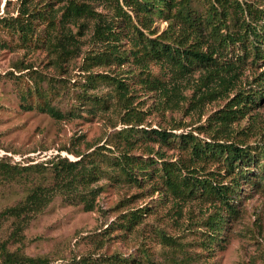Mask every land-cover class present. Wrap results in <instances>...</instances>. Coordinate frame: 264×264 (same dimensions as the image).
<instances>
[{
    "label": "rangeland",
    "instance_id": "374dc122",
    "mask_svg": "<svg viewBox=\"0 0 264 264\" xmlns=\"http://www.w3.org/2000/svg\"><path fill=\"white\" fill-rule=\"evenodd\" d=\"M80 1L96 15L62 19L61 6L66 2L62 0L48 16L35 19L31 12L42 11L44 0H0V157L22 166L56 154L76 160L80 156L75 152L86 154L103 146L96 157L101 172L91 183L101 190L90 211H84L77 199L66 198L65 192L56 194L41 212L29 215L14 235L13 218H2L0 247L45 257L49 264H114V256L127 261L122 264H264V174L258 175L261 168L257 167L264 158L246 166L244 171L252 179L240 181L235 211L227 213L219 207L224 221L214 232L209 221L219 201L200 191L186 200L163 195L158 165L146 161L148 157L158 163L176 161L184 168L182 174L187 167L199 178L227 184L231 175L222 160L192 159L190 149L176 136L186 133L206 142L232 141L260 158L264 97L230 123L222 121L223 112L218 110L239 90L257 88L264 60L253 51L245 54L240 42L231 43L222 50L221 59L237 63L229 71L207 75L208 68L192 65L182 74L170 60L144 56L143 44L131 32L117 41L113 28L110 38L102 39L96 33L97 19L108 24L115 18L114 10L105 0ZM245 1L264 8V0ZM23 2L29 10L24 15L19 13ZM198 8L206 9L202 0ZM167 27L168 21L155 19L150 37ZM186 29L181 34L176 26L181 39L192 33V28ZM192 36L185 40L188 44L194 42ZM212 41L207 37L202 49ZM115 44L130 54L123 64L115 58L119 54ZM258 45L264 54V43ZM219 75L233 83H220ZM119 79L127 88L119 87ZM43 106L53 107L60 117L40 109ZM129 128L176 134L167 141L141 131L132 137L135 142L129 153L156 171L151 180L140 184L129 179L115 159L120 158L123 144L118 132ZM47 181H52L50 174ZM23 190L13 181H0V211L22 199ZM145 207L147 213L129 223L128 212Z\"/></svg>",
    "mask_w": 264,
    "mask_h": 264
},
{
    "label": "trees",
    "instance_id": "16d2710c",
    "mask_svg": "<svg viewBox=\"0 0 264 264\" xmlns=\"http://www.w3.org/2000/svg\"><path fill=\"white\" fill-rule=\"evenodd\" d=\"M44 9L34 10L31 12L35 19L40 15L48 16L52 7L62 0H44ZM111 9L115 12V18L110 19L108 24H102L101 18L96 22V33L102 39H109L113 28L116 29V39L121 40L123 34L133 33L135 39L139 40L142 45L141 51L148 59L170 60L171 64L180 72L186 73L192 67L197 65L208 68V74L229 71L237 65L233 61H221L225 47L229 44L240 42L244 47L245 54L253 51L255 57L264 60V54L258 48L259 42L264 43V8L254 6L251 2H240L239 0H202L205 4L204 12H200L198 6L201 0H105ZM26 2V0H25ZM22 3V0H21ZM62 19L79 16L96 15L93 8L80 0H66L62 6ZM29 12L25 3L20 6L19 13L26 14ZM155 19L168 21V27L159 36L150 37L155 33L151 29ZM231 25V26H230ZM176 26L180 28L181 34L187 30L186 27L192 28V33H188L185 39H181V35L176 31ZM236 28L234 30L230 27ZM225 27L226 32L222 33L221 28ZM29 29L35 31L32 23H29ZM144 29L150 30V34H145ZM190 34L194 42L188 44L186 41ZM206 35V38H204ZM170 37H175L169 42ZM207 37H211L214 41L207 44V49H202V44L206 42ZM186 40V41H185ZM247 41V42H246ZM118 44L113 45L114 49L119 52L115 54V58L120 64L127 61L130 55L119 51ZM254 57V58H255ZM258 84L256 89L239 90L232 98L228 100L225 107L218 110L223 112L219 117L224 123H230L243 117L248 110L264 97V71L258 74ZM220 83H233L231 78L224 75L218 76ZM119 87H126L121 79L117 80ZM124 90V89H123ZM43 111H47L54 117H60L58 111L51 106L40 107ZM143 132V133H140ZM136 128L123 129L118 135L123 139L120 148V158L116 159V164L120 169L133 180L140 184L145 180H151L152 174L156 171L148 169L143 158L130 154L136 137L139 132L141 135H147L153 139L167 141L172 135L166 130L142 129ZM146 133V134H144ZM183 147L189 148L192 159H208L222 160L226 166L228 174L231 175L229 182L223 184L212 181V179L199 178L193 174L191 169L185 168L187 173L182 174L184 169L179 162L158 161L148 157L146 161L151 165H158V174L163 178V195L170 194L173 198L186 200L194 197L199 191L209 197H213L219 201V204L210 216V229L219 231L224 221L223 214L218 210L222 207L227 211H235L233 207L234 197L238 191L240 181L246 182L252 179L246 166H252L264 158V151L256 154L249 150L246 146L237 145L234 142H212L201 141L192 133L176 135ZM103 146H97L96 149L82 154L75 152L80 158L70 160L66 156L56 154L45 161L32 163L28 165H20L19 163H10L7 159L0 157V181L15 182L20 184L24 190L22 199L13 205L6 206L0 211V220L2 218H13L15 223L16 234L22 223H26L29 215H35L41 212L58 193L65 194L68 199H77V203H82L84 211H90L94 208L95 197L99 195L101 187L92 186L101 172L100 165L96 157L102 153ZM152 151V150H151ZM140 159V160H139ZM214 160V161H215ZM261 168L258 174H264L263 164H257ZM50 174L52 181L48 182L47 177ZM257 176V174H253ZM145 208H137L128 212L127 220L134 223L139 217L146 212ZM128 225V224H126ZM215 236V235H214ZM213 236V237H214ZM164 238L167 236L163 235ZM18 239V238H17ZM114 258V264H122L127 262L122 258ZM84 260V259H83ZM0 264H49L47 258L40 256H29L20 251L18 248L10 250L5 245L0 247Z\"/></svg>",
    "mask_w": 264,
    "mask_h": 264
}]
</instances>
